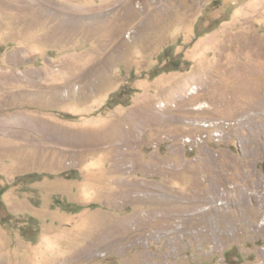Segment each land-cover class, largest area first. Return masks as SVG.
Returning <instances> with one entry per match:
<instances>
[{"label": "rangeland", "instance_id": "1", "mask_svg": "<svg viewBox=\"0 0 264 264\" xmlns=\"http://www.w3.org/2000/svg\"><path fill=\"white\" fill-rule=\"evenodd\" d=\"M262 88L264 0H0V264H264V202L196 232L206 152L264 188Z\"/></svg>", "mask_w": 264, "mask_h": 264}, {"label": "bare ground", "instance_id": "2", "mask_svg": "<svg viewBox=\"0 0 264 264\" xmlns=\"http://www.w3.org/2000/svg\"><path fill=\"white\" fill-rule=\"evenodd\" d=\"M251 97L253 98V102L247 104L246 106L240 105L233 113L238 116V119L235 120V125L237 128L242 126L246 127L247 125H249L252 129H254V132H256V134L260 131L264 134V88H262L261 91H253ZM263 153L264 136L259 141H253L250 144V148L248 147L243 151V154L251 159H255V157H259ZM230 159L228 158V155H215L214 153L209 152H206L202 157V160L200 162V169L202 170V176L204 177V180H206V186H204L203 191L202 189H199L198 191L201 190L203 192L204 196L200 199L206 200L209 206L206 207L207 209H204L202 206V209H204L201 212L202 216L200 215L201 218L198 216L200 219H198V222L196 221V232L198 234L208 233L213 238H216V236L218 237V235L221 233V229L219 227V224L221 222L226 225L225 228L227 230L233 227L232 220H229L228 217H225V215H221V212L224 211V209H226V206L228 205L243 206L253 199L264 202V188L261 183V178H255L249 184L248 188H246L243 183L245 177L243 176L242 171H240L237 176V174L234 172L235 168L233 169L231 166V163L233 164L234 162ZM218 199L221 200V203H218ZM195 213H197V211ZM261 216V213H257L256 220L258 221ZM188 218L189 217H187V219ZM191 218L195 219V217ZM200 221L203 225L199 224ZM187 222L189 221L184 220L177 223L180 226L179 231L184 228ZM218 222L220 223L218 224ZM258 223L259 221L257 222V224ZM174 229L177 230L175 226Z\"/></svg>", "mask_w": 264, "mask_h": 264}, {"label": "trees", "instance_id": "3", "mask_svg": "<svg viewBox=\"0 0 264 264\" xmlns=\"http://www.w3.org/2000/svg\"><path fill=\"white\" fill-rule=\"evenodd\" d=\"M177 66H178V62L175 61V60H172L170 61L169 63H167L165 66L159 68L154 74L155 76L158 75V73H161V71H163L165 68L167 69H171V70H174V69H177ZM115 99H117V97H113L108 105L110 106H116L122 102H116ZM42 174H39V173H31V174H28L27 175V179L31 180V181H37V180H40L42 179ZM7 186L6 185H0V207L2 208H6L4 206V203H3V200H2V194L7 190ZM81 207L79 206L78 208H76L77 210H79ZM12 219V215L9 213L7 217H4V218H1L0 221H2L3 223H8L10 222V220Z\"/></svg>", "mask_w": 264, "mask_h": 264}]
</instances>
